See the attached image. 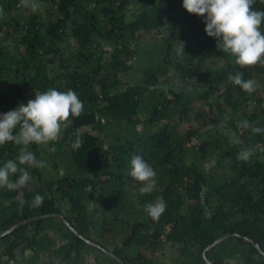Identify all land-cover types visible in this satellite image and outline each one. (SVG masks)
<instances>
[{
	"label": "trees",
	"instance_id": "16d2710c",
	"mask_svg": "<svg viewBox=\"0 0 264 264\" xmlns=\"http://www.w3.org/2000/svg\"><path fill=\"white\" fill-rule=\"evenodd\" d=\"M46 1L48 19L0 0V114L26 91L51 88L73 90L84 110L57 141L29 147L56 180L29 168L39 189H0V264H156L165 244L182 251L176 264H264V133L237 128L243 120L264 128V96L227 79L241 69L203 18L183 0ZM253 8L264 11V0ZM212 60L218 68L203 72ZM172 74L183 90L168 83ZM243 76L256 81L264 67ZM242 148L254 150L249 162L237 158ZM18 154L13 143L0 146V166ZM133 155L157 173L151 194L129 174ZM37 194L44 200L34 208ZM158 198L166 210L153 220L144 205Z\"/></svg>",
	"mask_w": 264,
	"mask_h": 264
},
{
	"label": "clouds",
	"instance_id": "9594fccd",
	"mask_svg": "<svg viewBox=\"0 0 264 264\" xmlns=\"http://www.w3.org/2000/svg\"><path fill=\"white\" fill-rule=\"evenodd\" d=\"M256 0H183V8L191 15L203 18L206 34L217 40V48L232 57L241 71L230 74L227 79L245 93L257 91L254 79H245L243 70L252 71L264 67V11L254 10ZM20 6L33 12L39 10L37 0H20ZM0 13L3 9L0 8ZM83 102L71 89L58 91L55 88L35 92V98L27 105L21 104L15 110L0 114V146L13 143L19 146L15 160L9 159L0 166V189L23 191L30 188L32 175L29 168H44L29 150L33 144L49 145L57 141L62 132L69 128L74 118L82 115ZM238 129H248L253 134L264 133V128L255 127L248 120L238 121ZM236 143H242L239 139ZM83 144L76 136L71 147L78 150ZM255 152L242 148L237 158L249 162ZM130 176L140 183L142 195L156 189L157 173L141 156L133 155L130 161ZM15 178V179H14ZM19 200V196L16 197ZM44 197L37 194L31 207L42 205ZM8 204V201H5ZM146 214L158 220L166 210L162 198L144 205Z\"/></svg>",
	"mask_w": 264,
	"mask_h": 264
},
{
	"label": "rangeland",
	"instance_id": "374dc122",
	"mask_svg": "<svg viewBox=\"0 0 264 264\" xmlns=\"http://www.w3.org/2000/svg\"><path fill=\"white\" fill-rule=\"evenodd\" d=\"M166 1V0H165ZM37 2L40 5V8L38 11H36L37 13H41L43 14V16L45 15L46 19H48V10L51 7V3L49 1L46 0H37ZM5 49L7 51L8 54H12L13 50H14V46L13 43L11 41H9L6 45H5ZM133 65V69L135 72V78L139 77V73H138V69L139 67L136 65V63H132ZM218 67L216 66V63L212 60L207 62L205 65L202 66V71L203 72H210V71H214L216 70ZM165 78L162 80L164 81ZM170 83L172 86L178 88L179 90H183L185 87L184 81L175 74H172L170 81L168 82ZM257 83V87L260 89L261 93L264 96V76L258 77V79L256 80ZM35 98V93H33L32 91H26L23 95V98L20 100V103H18V107L21 104L27 105V102L30 99H34ZM152 104L149 105H145L142 109V113L140 114V118L143 122H145L147 120L148 117V113L150 111V106ZM17 107V108H18ZM251 110L250 108H245L244 111H249ZM190 124L187 123H180L178 125V128L184 132L189 130L191 127ZM202 141H204V144H209V139L207 137H205ZM200 148V144H196V149ZM207 155H211L212 154V149L211 148H206V150L204 151V154ZM194 161V159H191L190 162L192 163ZM208 165V162L205 163V166ZM42 173V177L44 181H50V180H56L58 178V173L52 168V165H49L48 167L44 168L41 170ZM40 188V184L36 183L35 180L32 179L31 183H30V188L23 190V191H28V190H33V189H39ZM21 191V194L22 192ZM50 235H52V233H50ZM53 237H57V235H53ZM6 245V243H5ZM5 245L4 244H0V255L5 253ZM110 249H112L111 247H108ZM180 253H182V251H179V249L177 248H173L171 247L170 244H165L163 249L161 251H159L158 253L154 254L155 261L156 264H176V262H178L180 260ZM1 262H6L7 258L6 257H1ZM94 259V258H91ZM93 260H87L84 264L90 263ZM9 264H14V262L12 260H10L8 262Z\"/></svg>",
	"mask_w": 264,
	"mask_h": 264
},
{
	"label": "water",
	"instance_id": "95a60500",
	"mask_svg": "<svg viewBox=\"0 0 264 264\" xmlns=\"http://www.w3.org/2000/svg\"><path fill=\"white\" fill-rule=\"evenodd\" d=\"M34 220H37V219H34ZM34 220L27 221V222H24V223H22V224H19V225L15 226L14 228H12L8 233L12 232L15 228L21 227L22 225L28 224V223H30V222H32V221H34ZM8 233H6V234H8ZM4 235H5V234H4ZM0 237H1V236H0ZM226 238H227V237H224V238H222V239H219L218 241H216V242L214 243V246L217 245V244H219V243H221V242L224 241ZM211 247H212V246H211ZM211 247H210V248H211ZM109 255H111V254H109Z\"/></svg>",
	"mask_w": 264,
	"mask_h": 264
}]
</instances>
